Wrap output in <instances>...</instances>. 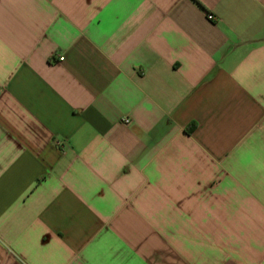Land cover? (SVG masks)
<instances>
[{
    "label": "crops",
    "instance_id": "0c3cea01",
    "mask_svg": "<svg viewBox=\"0 0 264 264\" xmlns=\"http://www.w3.org/2000/svg\"><path fill=\"white\" fill-rule=\"evenodd\" d=\"M0 264H264V0H0Z\"/></svg>",
    "mask_w": 264,
    "mask_h": 264
},
{
    "label": "built area",
    "instance_id": "2783aa9c",
    "mask_svg": "<svg viewBox=\"0 0 264 264\" xmlns=\"http://www.w3.org/2000/svg\"><path fill=\"white\" fill-rule=\"evenodd\" d=\"M208 18H209V20H211V21H214V20H215V16H214L213 14H209V15H208ZM60 60H63V58H60ZM126 123L128 124L129 121H126Z\"/></svg>",
    "mask_w": 264,
    "mask_h": 264
},
{
    "label": "trees",
    "instance_id": "16d2710c",
    "mask_svg": "<svg viewBox=\"0 0 264 264\" xmlns=\"http://www.w3.org/2000/svg\"><path fill=\"white\" fill-rule=\"evenodd\" d=\"M189 131H190V129H189Z\"/></svg>",
    "mask_w": 264,
    "mask_h": 264
}]
</instances>
